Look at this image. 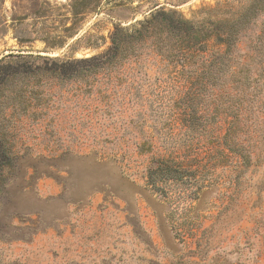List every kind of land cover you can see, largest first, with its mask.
Returning a JSON list of instances; mask_svg holds the SVG:
<instances>
[{"label":"rangeland","instance_id":"obj_1","mask_svg":"<svg viewBox=\"0 0 264 264\" xmlns=\"http://www.w3.org/2000/svg\"><path fill=\"white\" fill-rule=\"evenodd\" d=\"M47 1L66 16L76 2ZM98 1L63 47L38 37L22 49L90 56L114 25L158 6L215 20L209 9L224 16L249 0ZM44 20L47 36L60 30L55 15ZM13 34L1 37L0 57L18 47ZM197 65V55L167 63L143 53L92 80L43 79L28 109L0 113L13 152L0 187L1 264H264V13L239 36L226 76L220 64L211 79L197 76ZM183 119L196 131L193 152L208 157L194 201L179 187L164 198L143 177L152 156L187 152L174 143Z\"/></svg>","mask_w":264,"mask_h":264},{"label":"trees","instance_id":"obj_2","mask_svg":"<svg viewBox=\"0 0 264 264\" xmlns=\"http://www.w3.org/2000/svg\"><path fill=\"white\" fill-rule=\"evenodd\" d=\"M92 1L76 0L69 4L70 16H66L47 0H10L9 8L5 6V0H0V39L12 29L18 44L17 48L8 49V53L0 57V113L18 108L28 109L32 102L42 96V91L37 87L42 85L43 79L92 80L98 73L111 71L131 57H139L143 53L153 54L167 63H177L180 59L197 55V76L200 71H207L211 79L216 64L225 67L226 76L239 36L255 16L264 13V0H249L240 11L224 16L220 6L209 9L215 11V15L220 14L215 20H210L211 15L202 20L187 19L175 10L158 6L129 26L114 25L109 35L110 44L97 54L74 57L72 52L48 56L22 49L24 44L38 37L45 42L48 37L51 38L49 48L63 47L80 29L76 26L80 21L78 16L99 7V1L95 4ZM52 15L60 19V30L55 31L53 36H47L44 19ZM211 42L216 48L207 54ZM39 60L44 61L45 65ZM49 61L51 65H47ZM185 78L189 81V76ZM182 122L186 128L175 137L174 143L184 144L187 152L178 155L175 150H169L152 156L143 177L147 186L164 198L167 197L166 188L179 187L183 188V192H188L183 200L194 201L199 191L208 186L205 178L208 157L203 161L205 157L200 158L198 153L195 155L192 142L196 131L187 125L186 119ZM145 152H151V147H141L140 153ZM12 161V135L0 122V187L4 181L3 171Z\"/></svg>","mask_w":264,"mask_h":264}]
</instances>
